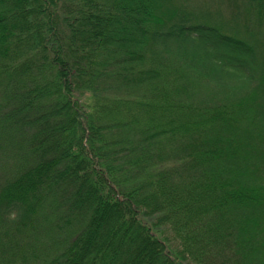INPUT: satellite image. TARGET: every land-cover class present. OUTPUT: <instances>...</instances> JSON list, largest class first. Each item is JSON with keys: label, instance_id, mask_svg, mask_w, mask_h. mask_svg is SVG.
Here are the masks:
<instances>
[{"label": "trees", "instance_id": "obj_1", "mask_svg": "<svg viewBox=\"0 0 264 264\" xmlns=\"http://www.w3.org/2000/svg\"><path fill=\"white\" fill-rule=\"evenodd\" d=\"M214 2L0 0V264H264V0Z\"/></svg>", "mask_w": 264, "mask_h": 264}, {"label": "clouds", "instance_id": "obj_2", "mask_svg": "<svg viewBox=\"0 0 264 264\" xmlns=\"http://www.w3.org/2000/svg\"><path fill=\"white\" fill-rule=\"evenodd\" d=\"M9 219H11V220L17 219V213L15 211H13L12 213H10L9 214Z\"/></svg>", "mask_w": 264, "mask_h": 264}, {"label": "rangeland", "instance_id": "obj_3", "mask_svg": "<svg viewBox=\"0 0 264 264\" xmlns=\"http://www.w3.org/2000/svg\"><path fill=\"white\" fill-rule=\"evenodd\" d=\"M176 2H179V1H176ZM213 3L216 4V2H214V0H213Z\"/></svg>", "mask_w": 264, "mask_h": 264}]
</instances>
